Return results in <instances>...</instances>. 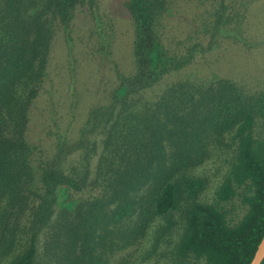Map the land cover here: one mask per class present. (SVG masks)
I'll use <instances>...</instances> for the list:
<instances>
[{
    "label": "trees",
    "instance_id": "trees-1",
    "mask_svg": "<svg viewBox=\"0 0 264 264\" xmlns=\"http://www.w3.org/2000/svg\"><path fill=\"white\" fill-rule=\"evenodd\" d=\"M196 1L207 5L208 31L232 25L226 0ZM97 2L0 0V254L11 253L7 264H128L118 253L144 239L158 218L170 228L180 212L178 257L250 264L264 236V140L255 136L264 90L227 78L182 80L147 100L145 90L195 51L178 56L163 43L170 0H118L134 23V72L120 75L110 101L91 110L80 140H59L52 156L34 162L26 132L56 29L67 31L78 11ZM86 142L80 164L72 163L68 156ZM217 153L229 157L228 170L206 202L209 181L194 170ZM75 191L87 195L61 200ZM236 198L245 212L231 223L223 204ZM155 235L156 228L154 245Z\"/></svg>",
    "mask_w": 264,
    "mask_h": 264
},
{
    "label": "rangeland",
    "instance_id": "rangeland-1",
    "mask_svg": "<svg viewBox=\"0 0 264 264\" xmlns=\"http://www.w3.org/2000/svg\"><path fill=\"white\" fill-rule=\"evenodd\" d=\"M226 2L230 5L228 14L234 18L233 23L215 35L206 29L207 5L196 0H170L171 9L162 19L160 29L163 43L178 56L189 49L195 48V51L190 63L170 71L145 90L147 100H155L168 85L182 80L208 84L227 78L250 91L264 90V0ZM120 8L118 0H98L96 8L78 11L67 31L57 27L47 76L32 105L26 132L27 139L36 148L35 163L42 155L52 156L59 140L67 143L80 140L91 110L110 101L120 75L134 72V23ZM241 16L244 23L238 26L234 21L242 19ZM255 136L264 140V119L258 121ZM86 143L68 156L72 163L80 164L81 155L91 147L90 142ZM101 151L100 142L98 153L91 159L93 176ZM228 158L226 153L214 154L194 170L196 175L205 176L209 181L201 196L203 201H214L215 191L228 170ZM73 193L62 196L61 200L87 195V192ZM240 204L238 198L223 204L231 223H236L245 212ZM171 220L174 223L169 228L165 218H158L144 239L122 250L117 257L124 258L128 264H203V260L176 255L184 219L176 212ZM155 228L159 239L156 245L151 236ZM10 256L11 253L0 254V264H7Z\"/></svg>",
    "mask_w": 264,
    "mask_h": 264
},
{
    "label": "water",
    "instance_id": "water-1",
    "mask_svg": "<svg viewBox=\"0 0 264 264\" xmlns=\"http://www.w3.org/2000/svg\"><path fill=\"white\" fill-rule=\"evenodd\" d=\"M264 260V236L261 239L258 247L255 251L254 257L251 260L250 264H261Z\"/></svg>",
    "mask_w": 264,
    "mask_h": 264
}]
</instances>
